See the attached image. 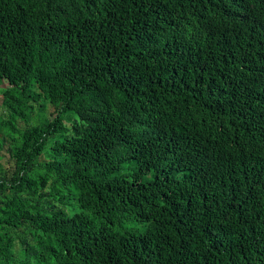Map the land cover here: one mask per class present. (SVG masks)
Segmentation results:
<instances>
[{"label": "trees", "instance_id": "obj_1", "mask_svg": "<svg viewBox=\"0 0 264 264\" xmlns=\"http://www.w3.org/2000/svg\"><path fill=\"white\" fill-rule=\"evenodd\" d=\"M0 264H264V0H0Z\"/></svg>", "mask_w": 264, "mask_h": 264}, {"label": "rangeland", "instance_id": "obj_2", "mask_svg": "<svg viewBox=\"0 0 264 264\" xmlns=\"http://www.w3.org/2000/svg\"><path fill=\"white\" fill-rule=\"evenodd\" d=\"M6 85H7V83H5L3 86H6ZM2 164L5 165V166H7V167H10L11 166V164L10 163H7L6 160H2ZM151 177H152V173L148 174L147 176H144L143 179L144 180H148Z\"/></svg>", "mask_w": 264, "mask_h": 264}]
</instances>
